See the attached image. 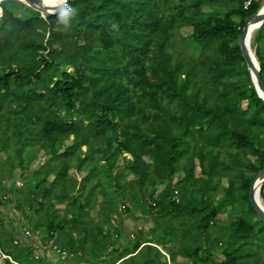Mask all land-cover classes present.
Instances as JSON below:
<instances>
[{
	"label": "trees",
	"instance_id": "trees-1",
	"mask_svg": "<svg viewBox=\"0 0 264 264\" xmlns=\"http://www.w3.org/2000/svg\"><path fill=\"white\" fill-rule=\"evenodd\" d=\"M262 4L68 0L65 28L60 11L2 0L0 264H62L47 249L67 264H264L248 198L264 167V101L238 41ZM254 41L264 81V22ZM15 168L23 178L4 191ZM119 205L152 226L124 233Z\"/></svg>",
	"mask_w": 264,
	"mask_h": 264
},
{
	"label": "water",
	"instance_id": "water-1",
	"mask_svg": "<svg viewBox=\"0 0 264 264\" xmlns=\"http://www.w3.org/2000/svg\"><path fill=\"white\" fill-rule=\"evenodd\" d=\"M26 5L30 6L32 9L39 11L42 16L45 14H55L58 13L62 7H64L68 0H64V4L61 2L50 3L47 1H38V0H19ZM1 2V1H0ZM2 9L0 7V15ZM264 22V6L260 9L245 18L242 31L239 35V46L241 54L246 63L247 69L249 70L251 81L254 84V87L259 95V97L264 101V81L261 78L260 66L254 55V52L249 46V38L251 30L256 27L259 28ZM264 183V167L259 170L251 181L248 198L252 210L255 212L256 217L259 221L264 223V208L260 205L259 199L261 198L260 190L261 186ZM262 199V198H261ZM44 251L42 250V253Z\"/></svg>",
	"mask_w": 264,
	"mask_h": 264
},
{
	"label": "rangeland",
	"instance_id": "rangeland-1",
	"mask_svg": "<svg viewBox=\"0 0 264 264\" xmlns=\"http://www.w3.org/2000/svg\"><path fill=\"white\" fill-rule=\"evenodd\" d=\"M25 6L30 7V6L26 5V4H25ZM204 10H209V9L207 7H205ZM23 11H24V7H22L19 12L22 13ZM191 32H192V28L191 27H182V28L179 29V33L182 36H188V35H190ZM255 33H256V31H255ZM255 33L252 34L251 39H250V46H251L253 52H254V49H255V41H254V34ZM243 106H245V103L244 102H243ZM2 144H3V139L0 141V147H1ZM11 145L12 146L10 147V149L13 150V146H14L13 143H11ZM84 148L85 147H83V149ZM5 153H6L5 151H1L0 150L1 157L5 158L6 157V154ZM12 153H13L14 156L11 159V161H16V157H15L16 156V153L15 152H12ZM127 156H129V155H127ZM248 157L251 160L254 159V157L252 155H250V154L248 155ZM43 160H44V157L41 155V153L38 154L37 159L32 162V164L30 166V169L28 171H26V174H29L30 175L32 173V170L38 164H40ZM70 173L72 175H74L77 179H80L85 174V172L77 173L74 169H71L70 170ZM195 174H196V176H199L200 175V169L198 167V164H196V166H195ZM247 174L252 175V172H247ZM21 176H22V174H21V171L19 170V168H15L14 171H13V173H8V171H5V176L1 180L2 189L5 191V190H7V188L11 184L18 185L19 182H20V179L23 178ZM182 176H183V173L180 171L178 173V177L181 178ZM51 178L52 177L50 176L49 179H51ZM221 184L223 186H226V184H227L226 178H222ZM262 202L264 203L263 199H262ZM119 207H120L119 209H122L123 208L122 205H119ZM131 208H132V214H128L126 212H123V209H122V211H120V213H121V219H122V223H123V227H124V233H127V234L130 233L131 234V233L134 232L135 229H138L140 227L142 229H145V230L149 229L152 226L151 220H145L143 218H139L140 217L139 216L140 215V212L138 210V207L133 206ZM10 213H12V212H10ZM91 213L93 214V216H95V212L94 211H91ZM218 217L221 220H227V216H226L225 213L219 214ZM256 218L257 217H255L254 220H256ZM19 227L21 228V226H19ZM172 248L173 249H176L177 248V245L176 244H173L172 245ZM48 254H49V257H50V259L52 260L53 263L56 262L57 260H62V259H63L62 260V264H67L69 262V260L72 261V257L70 259L64 253L58 254L53 249H48ZM214 259L215 260H218V261L223 260L222 253L221 252L217 253L214 256ZM177 261L182 262V261H185V259L182 258V257H180V256H177ZM76 264H85V262H78Z\"/></svg>",
	"mask_w": 264,
	"mask_h": 264
},
{
	"label": "clouds",
	"instance_id": "clouds-1",
	"mask_svg": "<svg viewBox=\"0 0 264 264\" xmlns=\"http://www.w3.org/2000/svg\"><path fill=\"white\" fill-rule=\"evenodd\" d=\"M60 2L62 5L64 4V0H60ZM74 15H75V12L73 9L68 8L67 6H64L61 8L59 12L57 23L67 28L70 25V21Z\"/></svg>",
	"mask_w": 264,
	"mask_h": 264
},
{
	"label": "bare ground",
	"instance_id": "bare-ground-1",
	"mask_svg": "<svg viewBox=\"0 0 264 264\" xmlns=\"http://www.w3.org/2000/svg\"><path fill=\"white\" fill-rule=\"evenodd\" d=\"M1 1V0H0ZM38 1H42V0H38ZM43 1H47V2H50V3H58L60 2V0H43ZM264 6V1H263V4H262V7ZM258 28L254 27L251 32H250V38H249V46H250V39H251V36L253 33H255V31L257 30ZM251 48V46H250ZM252 50V48H251ZM259 202H260V205L264 208V203L262 202V199L260 198L259 199Z\"/></svg>",
	"mask_w": 264,
	"mask_h": 264
},
{
	"label": "built area",
	"instance_id": "built-area-1",
	"mask_svg": "<svg viewBox=\"0 0 264 264\" xmlns=\"http://www.w3.org/2000/svg\"><path fill=\"white\" fill-rule=\"evenodd\" d=\"M249 3H250V1H246V2H245V6H247ZM25 234H26V236H28V237L31 236V234L29 233V231H25Z\"/></svg>",
	"mask_w": 264,
	"mask_h": 264
},
{
	"label": "crops",
	"instance_id": "crops-1",
	"mask_svg": "<svg viewBox=\"0 0 264 264\" xmlns=\"http://www.w3.org/2000/svg\"><path fill=\"white\" fill-rule=\"evenodd\" d=\"M42 250H43V249L39 250V252L43 255L44 252L42 253ZM43 251H44V250H43ZM46 254H47L48 258H50V257H49V254H48V249H47V253H46Z\"/></svg>",
	"mask_w": 264,
	"mask_h": 264
}]
</instances>
